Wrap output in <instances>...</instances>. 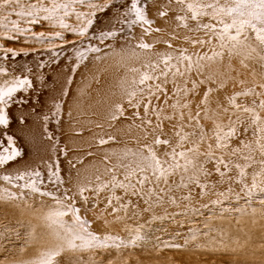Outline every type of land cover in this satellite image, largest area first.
Here are the masks:
<instances>
[{"label": "snow or ice", "instance_id": "6c2138e0", "mask_svg": "<svg viewBox=\"0 0 264 264\" xmlns=\"http://www.w3.org/2000/svg\"><path fill=\"white\" fill-rule=\"evenodd\" d=\"M0 212V264H264V0H0Z\"/></svg>", "mask_w": 264, "mask_h": 264}]
</instances>
